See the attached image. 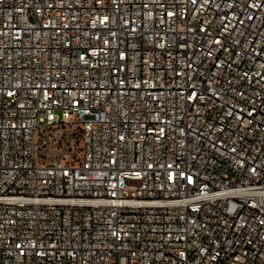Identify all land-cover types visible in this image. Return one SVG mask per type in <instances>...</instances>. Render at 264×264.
Masks as SVG:
<instances>
[{
    "label": "built area",
    "instance_id": "2783aa9c",
    "mask_svg": "<svg viewBox=\"0 0 264 264\" xmlns=\"http://www.w3.org/2000/svg\"><path fill=\"white\" fill-rule=\"evenodd\" d=\"M0 264H264V0H0Z\"/></svg>",
    "mask_w": 264,
    "mask_h": 264
},
{
    "label": "rangeland",
    "instance_id": "374dc122",
    "mask_svg": "<svg viewBox=\"0 0 264 264\" xmlns=\"http://www.w3.org/2000/svg\"><path fill=\"white\" fill-rule=\"evenodd\" d=\"M63 138L64 139L57 150V154L64 159H76L81 152L78 138L76 135L69 136L67 140L65 137Z\"/></svg>",
    "mask_w": 264,
    "mask_h": 264
}]
</instances>
